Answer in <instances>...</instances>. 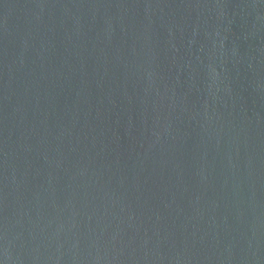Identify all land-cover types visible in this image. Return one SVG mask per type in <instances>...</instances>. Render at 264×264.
<instances>
[{"label": "water", "instance_id": "water-1", "mask_svg": "<svg viewBox=\"0 0 264 264\" xmlns=\"http://www.w3.org/2000/svg\"><path fill=\"white\" fill-rule=\"evenodd\" d=\"M0 264H264V0H0Z\"/></svg>", "mask_w": 264, "mask_h": 264}]
</instances>
